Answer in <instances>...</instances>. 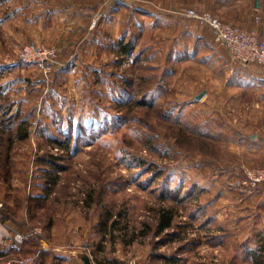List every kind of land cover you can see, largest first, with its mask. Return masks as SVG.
<instances>
[{
    "label": "rangeland",
    "instance_id": "obj_1",
    "mask_svg": "<svg viewBox=\"0 0 264 264\" xmlns=\"http://www.w3.org/2000/svg\"><path fill=\"white\" fill-rule=\"evenodd\" d=\"M12 1L0 0L10 20L0 25L1 105L19 111L29 138L11 141L18 124L0 125V248L19 252L0 264H77L85 243L93 264H255L261 67L234 64L205 26L186 18L179 31L136 0H105L92 23L100 39L38 30L32 12L10 15ZM30 45L57 50L50 73L21 62ZM70 133V150L49 141ZM166 209L175 221L159 234ZM35 229L33 244L16 241Z\"/></svg>",
    "mask_w": 264,
    "mask_h": 264
},
{
    "label": "crops",
    "instance_id": "obj_2",
    "mask_svg": "<svg viewBox=\"0 0 264 264\" xmlns=\"http://www.w3.org/2000/svg\"><path fill=\"white\" fill-rule=\"evenodd\" d=\"M21 1L26 3V0H18V3H15L16 6L12 7L15 9L10 10V15L19 8L17 12H24L26 15L32 12L34 27L38 30L50 31L48 34L53 35L55 31L67 29L71 30L69 35L74 39L92 33L100 39L99 34L95 35L96 31L92 23L105 13L108 4L105 0H27L29 3L33 1L34 6L29 8L27 7L29 4H25L24 6L27 7L25 9L20 6ZM136 2L135 7L143 10L144 13L160 15L163 21L177 23L179 31L182 30L180 24H183V18L179 17V12L186 9H194L198 12L210 10L216 17H220L246 33L255 31L264 41V0H136ZM257 17H260V20H257ZM5 23H10V20H1L2 25ZM260 217H262L260 225L264 226V214ZM263 241L264 238L259 239L258 245L261 246ZM258 252L261 251L258 250Z\"/></svg>",
    "mask_w": 264,
    "mask_h": 264
},
{
    "label": "built area",
    "instance_id": "obj_3",
    "mask_svg": "<svg viewBox=\"0 0 264 264\" xmlns=\"http://www.w3.org/2000/svg\"><path fill=\"white\" fill-rule=\"evenodd\" d=\"M116 2H124L132 5L135 0H113ZM178 15L183 19H188L201 26H205L212 33L213 41L217 45L223 46L228 56H230L234 64L240 63L244 65L258 64L264 72V41L259 38L258 34L254 32L246 33L236 26L226 24L219 18H216L211 13L204 11L198 12L194 9H186L185 12H179ZM260 20V17H257ZM58 56L57 50L52 47L30 45L25 48L21 55V62L26 64H35L45 73H50L56 62ZM261 174L259 175L262 177ZM255 176L254 181H261ZM1 224V222H0ZM40 231L35 229L34 232L28 236L19 235L16 237L18 243H24Z\"/></svg>",
    "mask_w": 264,
    "mask_h": 264
},
{
    "label": "trees",
    "instance_id": "obj_4",
    "mask_svg": "<svg viewBox=\"0 0 264 264\" xmlns=\"http://www.w3.org/2000/svg\"><path fill=\"white\" fill-rule=\"evenodd\" d=\"M6 0H1V2H4ZM0 25H1V20H0ZM132 50V47L130 46H124V51L125 53H130V51ZM2 90L0 88V113L3 114V116H5L4 118H2L0 116V125L1 124H5L7 129H9L10 131L14 130L15 127H18L16 130V133H12L13 135H10L11 141H24L26 139H28V132L27 130L23 132V130L25 129L26 126V122L25 120H22L21 122L17 123L19 120V111L13 113V111H11V109H5V107H3L1 105V101H2ZM2 96V97H1ZM1 115V114H0ZM15 123H17L18 125L15 126ZM15 126V127H14ZM21 130V132H20ZM1 131V130H0ZM0 136H2V134L0 133ZM28 137V138H27ZM50 142H52L56 147L58 148H62V149H67L70 150L72 148V144H73V134L70 133L69 136H67L66 138H60V137H50L49 139ZM59 170L61 169L60 167H57ZM34 200H43L41 197H29L27 203L29 205V211L30 213L32 212V205L31 202H34ZM110 219V218H109ZM111 220V219H110ZM175 221V213L173 210H163L161 213V218L159 220V228H158V233L162 234L163 232H165L168 229H171L173 226V223ZM108 225L105 224V228L107 229ZM33 244L34 240L31 239L29 241L24 242V244ZM23 251V250H22ZM14 253H19L16 251V249L14 248H4V250H1L0 248V262L3 261V259L5 257H8L10 254ZM21 252V251H20ZM22 253V252H21ZM262 253V251L260 252ZM259 252H255L252 251L250 254V257L252 258L253 262H255V264H264V254H260ZM45 254V253H44Z\"/></svg>",
    "mask_w": 264,
    "mask_h": 264
},
{
    "label": "water",
    "instance_id": "obj_5",
    "mask_svg": "<svg viewBox=\"0 0 264 264\" xmlns=\"http://www.w3.org/2000/svg\"><path fill=\"white\" fill-rule=\"evenodd\" d=\"M207 91L195 97L196 101H201L205 98ZM87 244L83 245L82 250L73 251L72 257L76 259L77 264H93L91 255L86 250Z\"/></svg>",
    "mask_w": 264,
    "mask_h": 264
}]
</instances>
